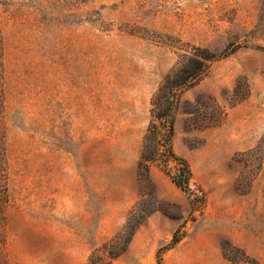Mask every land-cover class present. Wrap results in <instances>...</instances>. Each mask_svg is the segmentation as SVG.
<instances>
[{"label": "rangeland", "instance_id": "374dc122", "mask_svg": "<svg viewBox=\"0 0 264 264\" xmlns=\"http://www.w3.org/2000/svg\"><path fill=\"white\" fill-rule=\"evenodd\" d=\"M196 46L226 55L173 93L182 188L151 103ZM103 245L108 264H264V0H0V264Z\"/></svg>", "mask_w": 264, "mask_h": 264}, {"label": "trees", "instance_id": "16d2710c", "mask_svg": "<svg viewBox=\"0 0 264 264\" xmlns=\"http://www.w3.org/2000/svg\"><path fill=\"white\" fill-rule=\"evenodd\" d=\"M192 49L193 51L191 52V54L185 56L184 62L173 69L166 76L164 82L162 83L161 88L166 89V97L164 100L166 104L165 109L162 111V113L156 111V105L153 102L151 103L152 118L160 117L162 115H166L169 117L166 125L164 126V132L161 135L164 137L163 141L165 143V148L168 152V156L170 157V159H173L179 163L178 170L172 179L177 186L182 188H187L188 186V183L190 181V171L185 160L176 156L169 143L170 137L173 133V93H175V91H177L179 88L185 87L196 80L212 61L226 55L210 53L205 47L196 46L192 47ZM152 122L153 120L151 119V123ZM156 136L157 134H154V132H152L151 134H146L144 138L142 152L137 162V167L140 171L143 170L147 173L148 164L155 161L157 148L155 146H151L148 141ZM179 239L180 236L177 235V233H173L170 242L166 244L164 248L172 247L175 243H177ZM100 251L105 252L100 253ZM116 253L117 251L107 249L105 245H103L102 248H94L88 257L86 264H108L109 261L106 260V257L112 258L114 255H116ZM160 259L161 257L158 255L156 264H159Z\"/></svg>", "mask_w": 264, "mask_h": 264}, {"label": "water", "instance_id": "95a60500", "mask_svg": "<svg viewBox=\"0 0 264 264\" xmlns=\"http://www.w3.org/2000/svg\"><path fill=\"white\" fill-rule=\"evenodd\" d=\"M189 183H191V182H189Z\"/></svg>", "mask_w": 264, "mask_h": 264}]
</instances>
